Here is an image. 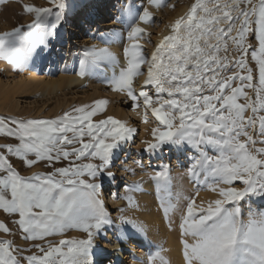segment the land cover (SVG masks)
I'll use <instances>...</instances> for the list:
<instances>
[{
	"label": "snow or ice",
	"instance_id": "obj_1",
	"mask_svg": "<svg viewBox=\"0 0 264 264\" xmlns=\"http://www.w3.org/2000/svg\"><path fill=\"white\" fill-rule=\"evenodd\" d=\"M47 2L48 7L22 4L30 22L0 31V60L23 71L35 58H47L54 41L64 42L58 29L72 6L68 0ZM145 5L138 14L123 0L113 22L124 24L126 32L89 33L103 46L83 47L77 75L101 79L126 97L133 111L143 110L145 124L154 117L152 139L142 141L146 153L157 156L168 147L189 160L185 175L196 185L194 195L177 187L168 163L147 173L170 228L179 215L185 264H264V0H194L150 55L141 43L151 35L141 27L153 22L149 7L175 5L169 0ZM121 42L123 58L111 47ZM249 57L258 67V86ZM108 103L98 99L56 119L0 118V137L14 141L0 144V211L15 217L16 226L14 231L0 221V232L33 242L24 248L0 237V264H96V238L106 237L105 229L115 223L102 197V177L116 179L114 161L137 132L103 115ZM13 157L27 168L45 162L52 171L22 175ZM61 160L68 166L55 167ZM125 171L136 175L134 168ZM142 185L143 180L122 185L125 195L118 198L139 208L132 194ZM200 189L216 198L197 203ZM117 211L122 234L126 226L147 237V224L127 215V208ZM73 229L84 238L47 239ZM164 251L148 253L140 264H170Z\"/></svg>",
	"mask_w": 264,
	"mask_h": 264
},
{
	"label": "rangeland",
	"instance_id": "obj_2",
	"mask_svg": "<svg viewBox=\"0 0 264 264\" xmlns=\"http://www.w3.org/2000/svg\"><path fill=\"white\" fill-rule=\"evenodd\" d=\"M91 1L92 0H68V3L72 8L66 18V22H63L58 29V31L63 32L65 40L64 42L54 41L51 53L46 54L47 58H35L34 62L23 71L8 64L4 60H0V118L56 119L57 117L62 116L64 112L70 111L74 107L91 105L98 99L108 100L109 103L107 105L106 113L103 115H110L116 119L126 121L130 126L137 129L133 142L125 148L121 159L118 162H114L111 168V171L116 177L114 188L115 193L112 197L114 196L113 200L118 201V204L110 206L108 211L111 214L112 219L116 221H119L121 215V213L117 211L119 208H127L126 214L129 216L138 213L137 211L133 212L134 207L129 206L126 200L119 199L118 197L125 195V190L122 185L143 180V185L145 186L142 185L141 191L132 194L134 199H136L139 204L141 201L148 198L151 203L154 204L152 208L153 212L154 210L156 213L158 212L157 214L161 215L160 218L162 220L166 219L162 210H160L158 206L155 183L149 179L147 173H153L157 170L158 165L168 163L172 166L173 175L176 177L177 187L182 188L187 195H194L197 188L196 185L185 175L189 160L183 152L174 148L165 147L162 153L157 156H150L144 151L145 145L142 141L152 139L151 129L156 126L154 117L149 115V122L145 124L142 121L143 110L136 109L137 113L139 112L140 115L137 118L130 120L129 109L131 108V102L127 101L126 97L123 95L113 93L109 86H106V88L98 87L94 79L86 83L73 84L71 88L64 89V92L58 91L47 97H42V95L38 96L36 94V91L42 87V81L47 82L50 79L55 80L60 76L68 77L77 74L75 61L83 47L93 43L97 44L98 42V39L93 38L89 33L98 34L99 32H104L109 29L126 32L124 24L113 22V18L120 14L118 8L123 0H109L107 7L105 9H100L99 11L92 6L90 3ZM128 2L136 8L138 14L141 6L145 5V0H128ZM193 2L194 0H169V3L175 5V7H164L161 9L149 7V10L153 12V22L149 23L150 30H148V33L151 35L150 37L145 36L141 42L144 44L146 55H150L149 50L152 49V41L154 42L158 37L162 39L165 35H168L167 29L172 24L171 20L177 15V12H181L183 9V14H185ZM22 4H36L45 7L49 6L47 0H8L7 3L0 5V31H8L11 28L16 27L18 24H27L30 22L32 17L24 12ZM82 5L85 6L83 19L79 22L74 19L75 21L71 22L75 16V12L81 9ZM180 16L181 15L177 16V18ZM146 42H149L150 45ZM253 43H255V41H253ZM248 62L249 66L253 68L254 79L252 83L254 86H258V67L256 62L253 61L251 57H249ZM247 91H249L250 95L255 99L253 90L249 89ZM247 114L252 115L250 111ZM99 118L101 117H94V120ZM7 142L14 143V141L9 140L8 138L0 137V144ZM137 161L143 162L145 169H141L137 165ZM79 162L80 161H77V163ZM83 162L86 163L88 161ZM12 163L14 167L25 176H30L37 172L47 173L52 171V168L45 166V162H40L31 168H27L22 161L13 157ZM68 164L69 161L61 160L55 164V167H64L68 166ZM127 168H134L136 170V175L133 177L131 173L125 171ZM108 178L109 177L107 176L102 177V182ZM201 190L202 192H206V190ZM145 191H149L150 195ZM104 192L105 190L102 192V197L104 196ZM202 192H200L201 195L197 197V203H200L201 201L206 203L209 200L215 199L212 194H207L205 198L202 197ZM106 193L110 194L109 191ZM143 193H147V195ZM13 219H15V217H10L3 211H0V221L5 222L10 228L16 231V226L12 223ZM177 219L179 221V216H177ZM105 231H107V228ZM84 236L85 234L83 232L73 229L66 232L63 237L53 236L48 237L47 239L55 243L62 238L80 239L84 238ZM0 237L14 238L16 243L24 248L30 247L33 243L31 241H22L19 234L15 237H6L5 233L0 232ZM103 239V236H98L96 238V247L100 245ZM148 241H145L140 246L135 245L136 248L125 255V257H127L125 260L127 264H140V260L146 259L148 253L158 250V244L155 246V243L153 244L150 237L148 238ZM33 251L35 252L36 250L33 249ZM27 254L30 253H25V255ZM132 259L135 261H131ZM107 260L108 259L103 262L106 263Z\"/></svg>",
	"mask_w": 264,
	"mask_h": 264
},
{
	"label": "bare ground",
	"instance_id": "obj_3",
	"mask_svg": "<svg viewBox=\"0 0 264 264\" xmlns=\"http://www.w3.org/2000/svg\"><path fill=\"white\" fill-rule=\"evenodd\" d=\"M90 3L92 4V6L96 10L99 11L100 9H105L107 7L109 0H92ZM118 9L120 12V7ZM84 10H85V6L82 5L81 9H79V10H77V12H75V16H74L73 20H71V22L75 21L74 19H76L77 22L81 21V19H83ZM134 10L136 11L135 7H134ZM183 13H184L183 9L181 12H177V15L171 20V23H173L177 19V16L182 15ZM149 25H150L149 23L148 24L142 23L141 27H145L148 31V30H150ZM167 32H168V34H170V26L168 27ZM160 40H161V38L158 37L157 39L154 40V42L152 41L153 46H152V49L149 50L150 54L153 51H155L156 45L160 42ZM146 43L148 45H150L151 41H150V43L149 42H146ZM97 44H101V46H103L99 39H98ZM154 45H155V47H154ZM125 46H126V42H121L118 44H114L111 47H112V50L118 56L123 58V48ZM78 59H79V55L75 61V68L77 70H78ZM110 74L111 73L109 71V72L104 73L103 75L108 76ZM73 75L68 76V77L67 76H60L59 78H57L55 80L50 79L47 82L42 81V83H41L42 87L36 91L37 92L36 94L38 96L42 95V97L43 96L47 97V96L53 95L54 93H56L58 91L62 92L64 89H67L69 87L71 88V86L73 84L86 83V82H89L90 80H92L90 78H81L77 74L74 76ZM144 78H145L144 76H140L137 78V81L140 84H142ZM94 80L96 82V85H98V87L100 86L101 88H103V87L106 88V86H108L106 83L102 82L101 79H94ZM113 93H115V92H113ZM116 94L121 95L119 93H116ZM129 113H130V120L131 119L133 120V118L135 119L139 116V115H137V111H133L132 108L129 109ZM124 151H125V149L120 153L119 158L117 160H115L114 162H118L121 159ZM133 177H134V175H133ZM103 185H104L103 190H105L103 199L105 201L107 208H109L110 206H114L115 204H118V201L113 200L114 196L112 197V195L115 193V191H114L115 180H111L110 178H108L107 180H105L103 182ZM143 186H145V185H143ZM106 190L109 191L110 194L106 193L107 192ZM145 192H147L150 195L149 191H145ZM200 192H202V190ZM147 193H143V194L147 195ZM207 194H210V195L212 194L216 198L215 193H212L210 191L202 192V197L205 198V196H207ZM135 201L138 203V201L136 199H135ZM153 205L154 204L151 203V201L148 198H146L145 200L141 201V203H139V208H135V207L133 208V212L137 211L138 213L131 214V217H133L137 220H140V221H142L148 225L149 232L147 234V237L140 235L138 233H135L133 230L127 228L126 226H125V231L122 234L121 230H120L121 225H120L119 221L113 220L116 222L114 223V225L112 227L107 228L106 237H104V239L100 243V245L95 247V249H94V253H95L94 258H95L96 264H103L104 263L103 261L106 259H108V260L104 264H127L125 261L127 259V257H125V255L128 254L129 252H132L133 249L136 248L137 245L140 246L145 241H148L149 237L152 240L153 244L155 243L154 244L155 246L158 244V249L160 247L165 249V251L162 253V255H164L166 257V259L170 262V264H185V260H184V256H183V245L181 243V233H180V229H178L179 228L178 227L179 221L177 219V216H179V215L173 216V227L170 228L168 226L167 219L162 220L160 218L161 215L157 214L158 212L156 213L155 210L153 212V210H152ZM118 237H122V238H118ZM146 238H147V240H146ZM131 261H133V259Z\"/></svg>",
	"mask_w": 264,
	"mask_h": 264
}]
</instances>
